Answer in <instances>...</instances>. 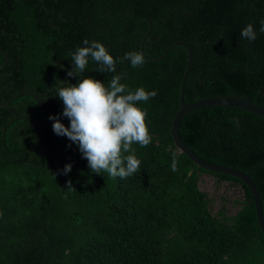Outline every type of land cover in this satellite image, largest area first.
<instances>
[{
	"label": "trees",
	"instance_id": "1",
	"mask_svg": "<svg viewBox=\"0 0 264 264\" xmlns=\"http://www.w3.org/2000/svg\"><path fill=\"white\" fill-rule=\"evenodd\" d=\"M142 19L152 22L145 57L158 58L178 41L190 48L185 103L233 96L264 108V0H0V264H264V237L246 186L234 215L224 207L214 212L198 191L202 171L169 135L184 48L138 68L117 61L114 73L97 72L89 57L83 73L67 75L69 53L85 38L114 59L140 52L149 27ZM249 23L257 33L251 42L240 36ZM116 74L126 76L121 83L130 90L157 92L137 105L152 142L122 154L140 161L124 179L92 173L78 145L54 134L49 120L69 126L60 87L85 77L107 86ZM178 132L201 159L244 172L264 212V119L206 107L187 114Z\"/></svg>",
	"mask_w": 264,
	"mask_h": 264
},
{
	"label": "clouds",
	"instance_id": "2",
	"mask_svg": "<svg viewBox=\"0 0 264 264\" xmlns=\"http://www.w3.org/2000/svg\"><path fill=\"white\" fill-rule=\"evenodd\" d=\"M259 32L264 33V20L260 22ZM240 36L251 42L255 41L257 33L249 23L241 30ZM82 43L85 46L69 53L73 64V70L67 73L69 77L74 76L75 70L83 73L89 57L99 65L96 71L101 73H114L117 61H128L133 68L145 63L141 52H127L123 57L114 59L101 43L87 38ZM125 78L124 74H116L105 86L98 80L85 77L76 85L60 87L57 97L63 102L62 115L69 120V126L65 127L58 117H49L53 121L54 134L67 137L78 145L92 173L104 171L111 177L121 179L132 176L140 166L135 155L122 154L131 152L133 144L147 147L152 142L146 124V112L137 105L157 95L156 91H146L143 87L130 90L121 83ZM177 164L178 161L173 159V172L178 170ZM70 171L71 165H65L64 174Z\"/></svg>",
	"mask_w": 264,
	"mask_h": 264
},
{
	"label": "water",
	"instance_id": "3",
	"mask_svg": "<svg viewBox=\"0 0 264 264\" xmlns=\"http://www.w3.org/2000/svg\"><path fill=\"white\" fill-rule=\"evenodd\" d=\"M143 21L148 23L149 27L139 45V50L141 53H143V45L145 43L147 36L149 35L152 29V22L150 20L148 19L137 20V22L139 23ZM175 46H179L185 49L187 53V61H186V66L184 69V73H183L181 84H180V90H179V110L174 116L171 122L170 130H169V135L172 138L173 144L179 150V152L185 155L190 161H192L196 165V167L202 171V173L215 175V176L224 175V176L237 179L239 182L236 183L235 185L241 186L243 191H244L243 186H246V188L251 194L257 227L259 229L260 234L264 237V212L262 208L261 199L258 194V190L255 184L253 183V181L242 171L229 168V167H224L221 165H216V164H213V163H210V162H207L201 159L194 152H192V150L185 144V142L180 138V135L178 132L179 124L182 121V119L187 114L197 109L206 108V107H216V106L236 108V109H240L242 111L248 112L250 114L256 115L264 119V108L248 100L238 98V97H233V96L207 97V98H203L198 101H195L193 103H188V104L185 103L183 99V95H184L186 79H187L191 61H192V54H191L190 48L185 43L178 41V42L172 43L164 51V53L158 58L151 59V58L145 57L144 53L143 55L145 59H148L149 61L158 62L162 60L168 54L170 49ZM3 54L5 55L4 52ZM6 62H7V56L5 55V61L3 64H1V66L4 65ZM16 97L18 96H14L13 98L9 100V102L15 99ZM0 107H3V106H0ZM197 187H198V191L204 192L200 186V182H198Z\"/></svg>",
	"mask_w": 264,
	"mask_h": 264
},
{
	"label": "flooded vegetation",
	"instance_id": "4",
	"mask_svg": "<svg viewBox=\"0 0 264 264\" xmlns=\"http://www.w3.org/2000/svg\"><path fill=\"white\" fill-rule=\"evenodd\" d=\"M198 182L209 201L208 207L214 203V212H218L223 207L226 208L227 215H234L240 209L239 197L243 193L242 187L220 176L200 173Z\"/></svg>",
	"mask_w": 264,
	"mask_h": 264
}]
</instances>
